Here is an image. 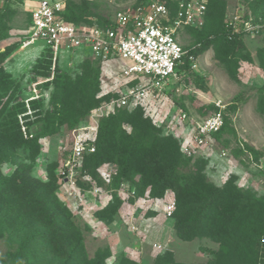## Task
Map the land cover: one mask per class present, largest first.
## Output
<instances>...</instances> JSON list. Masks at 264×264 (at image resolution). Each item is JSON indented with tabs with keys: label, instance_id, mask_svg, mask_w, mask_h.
<instances>
[{
	"label": "rangeland",
	"instance_id": "rangeland-1",
	"mask_svg": "<svg viewBox=\"0 0 264 264\" xmlns=\"http://www.w3.org/2000/svg\"><path fill=\"white\" fill-rule=\"evenodd\" d=\"M62 1L72 8L81 4L80 0ZM134 1L88 0L79 18L86 17L81 21L89 23L111 24L115 14ZM260 1L264 10V0H210L205 29L188 27L177 34L186 49L213 35L198 54L197 69L186 75L178 73L167 89L149 91L136 103L131 101L121 107L110 103L127 87L139 83V79L130 80L124 75L129 65L127 60L90 59L86 68L89 80L78 83L80 86L73 85L67 94L68 111L80 105L82 98L89 101L93 97L100 100L98 106H104L103 117L141 108L143 116L157 129L154 137L166 142L170 149L175 146L180 149L182 143L188 141L191 129L190 122L179 120V113L186 112L190 121H202L216 109L220 110L223 127L208 135L202 145L194 147L191 155L180 150L179 169L193 173L200 184L210 183L220 188L226 183L242 193L247 192L258 211L264 212V39L243 36L242 42L234 48L214 34L237 8L242 6L252 11ZM36 2L0 0L3 21L0 33H7L0 44L3 48L0 50V80L8 85L0 101V123L8 122V113L14 111L25 135L28 134L26 126L31 135L40 128L42 122L35 119L38 116L33 115L32 107L40 114L50 106L54 75L74 77L83 64L79 55L62 53L54 61L35 44L22 47L30 11ZM220 6L222 10L218 11ZM173 11L172 6V14ZM246 58L250 60H244ZM96 70L99 72L97 82ZM23 109L25 112L21 113ZM24 114L29 117L24 119ZM71 126L64 123L55 134L40 137L39 151L32 160L27 158L26 152L19 150L18 153L21 160L30 163L29 176L37 180V184L47 182L48 169L54 168L57 187L52 189L50 199L58 198L73 223L81 245L80 257L86 259L79 264H237L219 242L204 233L191 239L178 236L176 217L165 214V207L174 197L170 190L156 198L151 197L149 191L137 190L136 195L138 175L107 181L99 175L100 179L92 177L83 165L73 181L65 179L60 171L62 159L70 149ZM123 127L131 131L129 123L125 122ZM14 167L7 163L2 173L9 175ZM9 240H12L9 234L0 238V259L7 256V264H46L47 260L42 261L41 255L36 257L30 250L21 251L24 258L12 256L24 239L18 237L12 243ZM7 252L10 255H6ZM36 252L42 250L37 248Z\"/></svg>",
	"mask_w": 264,
	"mask_h": 264
},
{
	"label": "trees",
	"instance_id": "trees-1",
	"mask_svg": "<svg viewBox=\"0 0 264 264\" xmlns=\"http://www.w3.org/2000/svg\"><path fill=\"white\" fill-rule=\"evenodd\" d=\"M80 2L75 8L65 2L63 15L67 21L77 24L86 19L79 17L86 10L88 0ZM209 3L210 0H207V7ZM262 7L260 1L252 7V11L254 15L264 19ZM221 10L222 6L218 8V11ZM207 16L206 8L204 25L199 31L205 29ZM29 21L30 17L28 23ZM2 23L0 17V24ZM100 25L110 23L101 22ZM0 30L3 31V27ZM214 34L234 48L242 42L239 37L232 40L224 37L223 22ZM5 36L6 31L0 33V41ZM212 38L213 35H210L209 38L198 41L200 46L193 52L199 54L207 47L208 41H211L208 39ZM90 59H83V64L78 73H74V77L54 75L50 106L40 114H36V107H32L33 115L38 116L35 119L42 122L37 133L31 135L26 126L28 134L25 135L14 111L8 113V122L0 123V238L9 234L12 239L9 240L10 243L15 242L14 239L18 237L24 239L12 256L24 258L25 254H21V251L30 250L36 257L41 255L42 261L47 260L46 264H79L86 261L80 257V241L66 208L58 198L53 196L50 199L52 189L57 187L54 168L48 169L47 182L37 184L38 181H33L29 176L30 163L21 160L18 151L26 152L27 158L32 160L39 151L40 137L55 134L64 123H71V127H75L86 119L90 110L98 107L99 99L93 97L88 101L82 98L80 105L74 106L71 112L68 111L70 105H67V94L73 85L80 86L78 83L84 84L89 80L86 68ZM244 60L249 61L250 58ZM98 74V70L94 71L96 82ZM7 89V82L0 80V101ZM23 112L25 109L21 111ZM84 115L87 116L84 118ZM28 117V114L23 115L24 119ZM125 122L131 126L130 132L123 127ZM154 131H157L156 127L149 118L143 116L141 108L137 111L121 110L100 118L95 151L85 156L84 169L88 168L92 177L100 179L97 168L104 163H112L117 171L111 180L138 175L134 189L136 195L137 190L149 191L150 196L156 198L170 190L174 195L171 216L177 219L175 227L181 239H191L204 233L219 242L237 264H264V212L258 211L247 192L242 193L235 186L225 183L219 188L210 183L200 184L193 173L180 171L179 147L168 148L166 142L154 137ZM7 163L15 166L9 175L3 174L1 170ZM37 248L42 252L37 253ZM6 255L10 253L7 252ZM7 261L9 258L4 255L0 264H7Z\"/></svg>",
	"mask_w": 264,
	"mask_h": 264
},
{
	"label": "built area",
	"instance_id": "built-area-1",
	"mask_svg": "<svg viewBox=\"0 0 264 264\" xmlns=\"http://www.w3.org/2000/svg\"><path fill=\"white\" fill-rule=\"evenodd\" d=\"M206 8L207 0H135L127 9L118 11L110 25L76 24L64 18L65 1L37 0L30 11L22 47L35 44L54 61L62 53L99 61L127 60L129 65L124 75L130 80L139 79V83L127 87L111 100V104L121 107L131 101L138 102L149 91L167 89L178 73L186 75L197 69L198 53L193 50L200 42L183 48L177 34L188 27L201 29ZM223 35L228 40L243 36L264 39V19L241 6L223 21ZM103 114L104 106L93 108L85 122L72 128L70 149L62 159L60 171L65 179L73 181L85 156L95 151ZM178 118L184 123L190 122L189 139L180 147L187 155L194 152V147L202 145L208 135L218 132L223 124L220 110L202 121H190L186 112L179 113ZM114 166L104 163L97 168V173L103 180L111 181L117 171ZM173 209L172 200L165 207V214L170 217Z\"/></svg>",
	"mask_w": 264,
	"mask_h": 264
}]
</instances>
